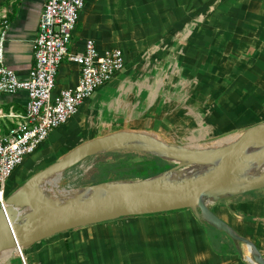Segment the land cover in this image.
Instances as JSON below:
<instances>
[{
  "label": "crops",
  "instance_id": "0c3cea01",
  "mask_svg": "<svg viewBox=\"0 0 264 264\" xmlns=\"http://www.w3.org/2000/svg\"><path fill=\"white\" fill-rule=\"evenodd\" d=\"M44 3L0 0V31L4 19L9 21L6 64L20 78L34 62L33 40ZM259 6L264 10V0H88L69 49L82 50L93 39L102 52L121 48L126 64L40 147L60 129L61 138L86 129L109 130L92 138L151 130L167 142L194 146L264 122ZM80 77V66L65 59L54 93L75 87ZM27 103L25 89L0 93V134L15 125L11 114L25 113ZM11 177L19 180L14 173ZM212 209L264 255V189L217 202ZM23 254L27 264H251L238 252L218 254L207 225L191 209L79 227L36 242ZM15 256L21 260L13 251L1 256L0 264Z\"/></svg>",
  "mask_w": 264,
  "mask_h": 264
},
{
  "label": "water",
  "instance_id": "95a60500",
  "mask_svg": "<svg viewBox=\"0 0 264 264\" xmlns=\"http://www.w3.org/2000/svg\"><path fill=\"white\" fill-rule=\"evenodd\" d=\"M116 151L149 154L173 165L145 178L86 184L66 195H52L45 189L49 178L91 156ZM189 167L194 169L185 171ZM261 189L264 122L205 147L167 142L147 131L117 130L78 144L8 195L0 207V254L83 226L191 209L201 222L229 237L243 260L264 264L257 246L212 209L217 202ZM242 244L249 247L251 259Z\"/></svg>",
  "mask_w": 264,
  "mask_h": 264
},
{
  "label": "built area",
  "instance_id": "2783aa9c",
  "mask_svg": "<svg viewBox=\"0 0 264 264\" xmlns=\"http://www.w3.org/2000/svg\"><path fill=\"white\" fill-rule=\"evenodd\" d=\"M88 0H45L39 28L33 40L34 62L26 78L7 66L5 39L9 21L0 31V93L28 92L26 112L12 113L15 125L0 134V207L11 190L8 180L41 144L67 123L80 107L121 71L126 59L119 47L99 51L93 39H87L79 51H71L73 33ZM65 59L77 63L81 77L75 87L54 93L60 65ZM23 264H27L21 256Z\"/></svg>",
  "mask_w": 264,
  "mask_h": 264
},
{
  "label": "rangeland",
  "instance_id": "374dc122",
  "mask_svg": "<svg viewBox=\"0 0 264 264\" xmlns=\"http://www.w3.org/2000/svg\"><path fill=\"white\" fill-rule=\"evenodd\" d=\"M261 8V6L257 8V14L264 16V10H261ZM259 25L257 24V26ZM261 25H264V21ZM63 131V129L57 131V133L55 134V138L48 140L44 146L39 147L33 154L26 157V160L23 162V164L14 171L15 179L19 176V180L15 181L14 179H12V177L8 180V186L10 190L17 189L31 175L58 160L61 156L73 149L78 144L91 139V136L93 134L99 135L108 132L109 130L99 129L96 132L95 130L92 131L95 133H91V129H86V131H82L81 133L79 132L80 130H77L76 133L70 138L64 136L65 138H67L64 141L63 139L65 138H61V134L63 133ZM149 131L152 132L151 130ZM239 132L241 131L238 130L232 133L225 132L222 135L202 139L203 141H200L201 145L199 146L205 147L218 142L222 143L224 139L234 138ZM195 144H199V142H195ZM195 144L194 146H198ZM43 147H45V149H42ZM162 160L163 159L160 160V158L154 157L149 154L134 151H116L103 153L91 156L85 159L80 164L66 170L59 176V179L61 180V186L64 185L63 187L66 188H75L105 180L138 179L145 176L149 177L172 167V165L162 162ZM143 167H145L142 171L143 174L139 172H133V169H142ZM242 247L243 251H246V245L242 244ZM20 263L22 262L19 257L15 256V260L7 264Z\"/></svg>",
  "mask_w": 264,
  "mask_h": 264
},
{
  "label": "trees",
  "instance_id": "16d2710c",
  "mask_svg": "<svg viewBox=\"0 0 264 264\" xmlns=\"http://www.w3.org/2000/svg\"><path fill=\"white\" fill-rule=\"evenodd\" d=\"M162 162H165V163H167L169 165H173V164H171V163H169V162H167L165 160H162ZM147 166H149V165H147ZM147 166H145V167H147ZM145 167H143L142 169L135 168V169H133V172H139V173L143 174L142 171H143V169ZM145 177H143V178H145ZM207 231H208L209 239L211 241L213 249L218 254L237 253V249H236L234 243L223 232H221V231H219V230H217V229H215L214 227H211V226H207Z\"/></svg>",
  "mask_w": 264,
  "mask_h": 264
},
{
  "label": "bare ground",
  "instance_id": "6f19581e",
  "mask_svg": "<svg viewBox=\"0 0 264 264\" xmlns=\"http://www.w3.org/2000/svg\"><path fill=\"white\" fill-rule=\"evenodd\" d=\"M229 139H231V138H229ZM224 140H228V139H224ZM193 169H194L193 167L192 168L189 167V168H186L185 171H191ZM63 186H61V180L59 179V176L57 175V176H53V177L49 178V180L47 181V183L45 185V189L49 193H51L52 195H66V194L72 193L77 188V187L66 188ZM23 249L24 248H21V249L15 248V249L7 250V251L1 253L0 257L4 256L10 252L16 251L20 255V257L23 256L25 258L24 254H23ZM244 252H245L246 257H249L251 259L252 254H251L248 246H246V251H244ZM25 261H26V258H25ZM22 263H23V261H22ZM26 263H27V261H26Z\"/></svg>",
  "mask_w": 264,
  "mask_h": 264
}]
</instances>
